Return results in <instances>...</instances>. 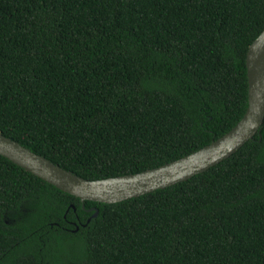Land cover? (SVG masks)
<instances>
[{"label": "trees", "instance_id": "1", "mask_svg": "<svg viewBox=\"0 0 264 264\" xmlns=\"http://www.w3.org/2000/svg\"><path fill=\"white\" fill-rule=\"evenodd\" d=\"M263 29L264 0H0V133L88 180L176 160L244 114ZM0 264H264V122L208 170L113 204L0 156Z\"/></svg>", "mask_w": 264, "mask_h": 264}, {"label": "water", "instance_id": "2", "mask_svg": "<svg viewBox=\"0 0 264 264\" xmlns=\"http://www.w3.org/2000/svg\"><path fill=\"white\" fill-rule=\"evenodd\" d=\"M247 107L238 122L209 144L155 168L133 174L88 180L67 171L0 133V156L81 202L118 203L184 182L227 159L264 122V29L246 53ZM94 210L92 217L98 213Z\"/></svg>", "mask_w": 264, "mask_h": 264}]
</instances>
